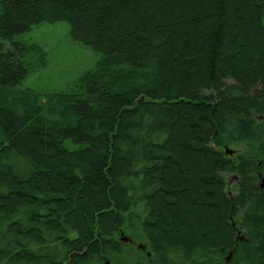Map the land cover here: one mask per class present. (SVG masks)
Segmentation results:
<instances>
[{
	"label": "trees",
	"instance_id": "1",
	"mask_svg": "<svg viewBox=\"0 0 264 264\" xmlns=\"http://www.w3.org/2000/svg\"><path fill=\"white\" fill-rule=\"evenodd\" d=\"M57 21L101 58L43 105ZM262 177L264 0H0V264H264Z\"/></svg>",
	"mask_w": 264,
	"mask_h": 264
},
{
	"label": "rangeland",
	"instance_id": "2",
	"mask_svg": "<svg viewBox=\"0 0 264 264\" xmlns=\"http://www.w3.org/2000/svg\"><path fill=\"white\" fill-rule=\"evenodd\" d=\"M20 37L39 49V54L33 58L31 70L23 79L21 86L35 91L43 105L47 104L51 94L77 92L80 89L78 84L82 75L94 68L101 58L98 51L72 38L70 23L67 21L35 24L30 31L23 33ZM263 179V177L260 179V186ZM227 181L229 189H232L236 183V176H228ZM261 188L264 189L262 186ZM122 233L132 238L136 244L122 241ZM120 240L125 244L124 248L129 251L121 254L111 264H136L138 254L152 258L149 247L146 245V248L140 249L138 243L144 242L130 232H121Z\"/></svg>",
	"mask_w": 264,
	"mask_h": 264
},
{
	"label": "water",
	"instance_id": "3",
	"mask_svg": "<svg viewBox=\"0 0 264 264\" xmlns=\"http://www.w3.org/2000/svg\"><path fill=\"white\" fill-rule=\"evenodd\" d=\"M226 151L229 152V153H232V150L229 149V148H227ZM261 186L264 187V179H263V183H262ZM121 236H122V237H121V240H122V241H123V240L129 241V242L132 241V239L129 238V237H127V236H125L124 233H122ZM106 264H111V263H110L109 261H107Z\"/></svg>",
	"mask_w": 264,
	"mask_h": 264
},
{
	"label": "flooded vegetation",
	"instance_id": "4",
	"mask_svg": "<svg viewBox=\"0 0 264 264\" xmlns=\"http://www.w3.org/2000/svg\"><path fill=\"white\" fill-rule=\"evenodd\" d=\"M132 244H136V242L133 240V242H131ZM138 246H140V249H142V248H146L147 246H146V244H144V243H138ZM142 247V248H141Z\"/></svg>",
	"mask_w": 264,
	"mask_h": 264
}]
</instances>
